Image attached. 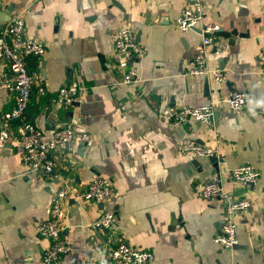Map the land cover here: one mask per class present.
I'll use <instances>...</instances> for the list:
<instances>
[{"label":"crops","instance_id":"1","mask_svg":"<svg viewBox=\"0 0 264 264\" xmlns=\"http://www.w3.org/2000/svg\"><path fill=\"white\" fill-rule=\"evenodd\" d=\"M186 4L0 0V12L12 10L11 19L23 16L26 35L46 45L43 56L27 58L29 69L36 59L43 73L42 83L33 86L28 113L45 138L72 125L73 147L54 153L62 176L74 191L87 188L97 175L111 178L115 188L104 207L70 194L63 238L72 250L60 264H102L104 252L121 242L151 250L148 264H264V0H205L202 26L220 25L207 61L210 68L225 71L222 81L188 73L201 46L202 26L178 29L176 20ZM9 21L0 22V30ZM123 25L133 28L147 49L134 61L139 72L134 83L123 82L121 62L132 61L111 40ZM7 69V60L0 58V80ZM71 80L87 90L81 102L61 105L57 93ZM233 89L247 94L242 115L222 102L210 125L172 124L175 108L215 103ZM15 103V92L0 84V117ZM187 139L216 147L218 160L183 153ZM23 155L15 134L0 146V264H41L50 242L37 225L51 217L53 194L63 184V178L51 180L27 168ZM244 163L261 172L255 184L245 187L229 176L231 168ZM216 174L233 196L252 204L236 215L239 239L232 248L214 241L222 229L224 203L205 199L193 188ZM104 209L115 212L117 221L106 229L93 227Z\"/></svg>","mask_w":264,"mask_h":264},{"label":"built area","instance_id":"2","mask_svg":"<svg viewBox=\"0 0 264 264\" xmlns=\"http://www.w3.org/2000/svg\"><path fill=\"white\" fill-rule=\"evenodd\" d=\"M207 11L205 0H187L186 6L181 10L176 20L179 30L186 32L196 29L205 23ZM202 42L194 60L188 70L189 74L212 76L218 81L226 79V73L221 68H210L207 61L209 46L218 38L220 25L206 23L202 26ZM111 40L115 49L131 58L121 62L126 67L123 82L134 83L139 80V72L134 61L141 60L147 54V49L137 39L136 32L127 25L119 27L111 33ZM46 50L45 43L39 38H31L25 34V20L17 14L0 30V58L7 60L8 69L2 75L0 84L15 92L16 103L0 117V146L10 142L13 134L24 147L23 164L33 170H41L43 175L51 180L63 184L53 194L52 215L49 219L42 220L37 225V230L42 238L49 240V246L42 254L41 264H60L64 255L72 250L71 245L64 240L63 221L67 214V202L70 194L75 198L95 203H106L114 194L113 180L102 175L95 176L82 191H74L68 178H64L57 167L54 153L58 150L71 149L74 144L75 132L72 125L56 128L48 138L44 137L43 130L28 120L26 110L31 101L33 86L42 83L43 73L41 68L30 70L27 58L31 55L41 57ZM264 79V61L261 68ZM87 86L77 80L60 87L56 100L57 103L69 106L83 100ZM39 91L45 92V87L40 86ZM226 102L237 115H242L247 106V94L241 90H231L222 100L210 104L196 106L184 105L175 108L172 113V124L180 127L189 120L205 124H212L215 116V106ZM16 125V127L14 125ZM183 153L192 152L198 156L210 157L218 153L216 147L201 144L195 139H187L182 144ZM260 170L253 164L244 163L230 169V179L239 186L255 184L260 177ZM195 192L205 199H219L224 203V220L221 233L214 237V241L226 248H232L238 242L237 213L248 211L252 204L246 197L233 196L224 186L221 174H216L206 182H196L193 185ZM118 216L115 212L104 209L99 216L91 222L95 228H109L116 222ZM108 248V247H107ZM154 258L151 250H139L125 242L115 247H109L104 252L102 264L118 261L128 264H148ZM90 264H98L91 262Z\"/></svg>","mask_w":264,"mask_h":264},{"label":"water","instance_id":"3","mask_svg":"<svg viewBox=\"0 0 264 264\" xmlns=\"http://www.w3.org/2000/svg\"><path fill=\"white\" fill-rule=\"evenodd\" d=\"M11 14H12V10L8 9V10H5V11H1L0 12V22H6V21H9L11 19ZM217 113H215L216 115ZM210 160H213V161H217L218 160V156H210L209 157ZM101 205L104 207L105 206V203H102L101 202ZM221 233V231H220ZM219 233V234H220ZM236 245H234L233 247H235Z\"/></svg>","mask_w":264,"mask_h":264},{"label":"trees","instance_id":"4","mask_svg":"<svg viewBox=\"0 0 264 264\" xmlns=\"http://www.w3.org/2000/svg\"><path fill=\"white\" fill-rule=\"evenodd\" d=\"M37 65H38V63H37V61H36V59H33V62L30 64V70H35L36 69V67H37ZM32 95V94H31ZM29 107V106H28ZM26 117H27V119L28 120H31V117H30V115H29V113H28V108H27V110H26ZM32 121V120H31Z\"/></svg>","mask_w":264,"mask_h":264},{"label":"rangeland","instance_id":"5","mask_svg":"<svg viewBox=\"0 0 264 264\" xmlns=\"http://www.w3.org/2000/svg\"><path fill=\"white\" fill-rule=\"evenodd\" d=\"M17 15V14H16ZM16 15H14V16H16ZM23 17V16H22ZM26 25V24H25ZM26 34V33H25Z\"/></svg>","mask_w":264,"mask_h":264}]
</instances>
